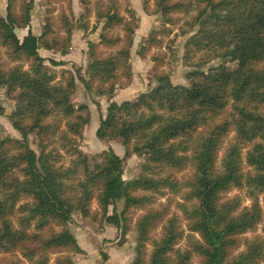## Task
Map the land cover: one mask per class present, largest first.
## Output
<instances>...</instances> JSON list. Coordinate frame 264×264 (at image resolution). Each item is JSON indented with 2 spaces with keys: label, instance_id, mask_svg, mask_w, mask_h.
Wrapping results in <instances>:
<instances>
[{
  "label": "trees",
  "instance_id": "16d2710c",
  "mask_svg": "<svg viewBox=\"0 0 264 264\" xmlns=\"http://www.w3.org/2000/svg\"><path fill=\"white\" fill-rule=\"evenodd\" d=\"M16 1L6 0V14L0 17V47L9 62L25 60L28 68L4 69L0 62V87L15 101L10 123L22 137V141L0 139V253H19L30 264H47L51 250L81 252L65 228L74 211L99 223L105 218L124 235L129 229V211L146 209L153 203V194L166 189L177 193L184 188V199L190 205L178 206L189 232L184 247L175 248L183 233L174 216L166 219L157 239L151 238L167 214L149 208L135 221L132 264H191L192 257H199L200 264H264L263 236L245 240L243 250L236 252L242 234L262 224L264 235V0H152V11L149 0H140L146 14H160L166 23L181 14L189 18L187 32L197 27L185 43L188 63L195 50H213L212 58H200L203 64L213 57L221 61L206 70L187 72V86L173 85L161 73L155 75L156 85L136 100L111 101L95 134L99 140L119 138L124 155L103 151L101 161L92 167L77 148L81 129L88 123L87 107L71 102V76L63 85L52 83L54 76L46 71L38 53L40 48L65 53L71 30L66 27L63 36L56 35L46 17L40 35L28 30L19 40L14 32L17 16L21 14L28 22L32 2L21 1L16 10ZM67 4L70 13V0ZM119 10L116 0L96 6L95 22L104 23L98 42L89 41L87 48L85 88L107 98L130 74L128 49L135 26ZM127 13L136 20L133 11ZM62 20L69 22L67 15ZM78 25L83 31L88 28L86 22ZM119 26L126 47L105 58L98 56V46H116L118 39L111 40L106 33ZM227 63L234 67L228 68ZM228 107L233 110L232 118L215 123ZM231 128L233 142L225 147L218 163ZM33 132L40 137L38 155L25 140ZM42 136L50 138L49 143ZM56 143L71 158L69 165L60 163ZM134 153L144 157L141 173L125 183L122 162ZM185 169L191 176L180 182L176 173ZM242 188L251 198L248 207H241L238 196L226 198L233 189ZM258 195H262V207ZM120 200L121 212L107 215L108 206ZM20 201L23 203L17 206ZM93 202L99 213L90 211ZM147 244L151 249L146 254ZM59 264L73 263L66 256Z\"/></svg>",
  "mask_w": 264,
  "mask_h": 264
},
{
  "label": "rangeland",
  "instance_id": "374dc122",
  "mask_svg": "<svg viewBox=\"0 0 264 264\" xmlns=\"http://www.w3.org/2000/svg\"><path fill=\"white\" fill-rule=\"evenodd\" d=\"M32 2L30 10V18L25 22L21 14L17 16V23L14 32L19 40L29 30L34 35H40L43 32V25L46 17H50L53 25L52 30L58 36L64 35V28L68 27L70 33V46L65 53L61 50L52 48L38 50L39 55L44 58L46 71L54 76L53 84L63 85L69 76L73 78L74 90L71 95L73 105H85L87 107L88 123L81 129V136L77 139V148L86 155L90 167L101 161V153L111 150L119 157L124 155V146H122L119 138H109L99 140L95 131L99 125L100 119L104 118L106 108L111 101L120 103L121 101H134L141 94L148 92L156 85L155 75L166 73L173 85H188L185 75L192 70H206L211 65L220 63V58H214L207 64L201 63L200 58H212L214 52L195 50L188 63L185 58V43L190 36L194 34L197 27L188 30L187 26L189 18L181 14L173 15L172 23H166L165 18L160 14H146L141 6L140 0H116L120 6L119 13L129 25H134V31L131 36L132 44L129 47V78L122 79L116 85V91L113 92L111 98L99 96L93 91H87L84 80L87 78L85 69L89 62L88 42H98V34L101 31L104 20L99 23L95 22L94 11L96 6L105 7L110 0H70L71 12H68L67 0H17L16 10L21 5L20 2ZM30 2V4H31ZM149 10L154 9L152 0H149ZM6 0H0V17L6 14ZM127 10L133 11L136 20H131ZM68 16L69 22L62 20V17ZM86 22L88 28L83 31L79 28V22ZM63 22V23H62ZM64 24V25H63ZM61 25L62 28H61ZM59 27L61 29H59ZM92 27L94 30L91 31ZM106 37L114 40L118 39L116 46H98L96 54L102 58L113 55L116 51L126 47L124 39L125 33L122 26L112 28L106 33ZM0 62L4 69L20 65L23 69L28 68L27 61H11L6 58L5 49L0 47ZM57 63V65L55 64ZM228 68H233L234 63H227ZM86 76V77H85ZM0 139L10 138L22 141L21 135L11 126L10 116L15 109V101L6 93L5 87H0ZM233 110L226 108L218 117L215 123H221L223 120L232 118ZM235 135L231 128L225 136L223 145L218 153V163L225 147L233 142ZM44 138V136H42ZM56 137V136H54ZM50 138H44V143H49ZM29 147L38 155L40 153V137L35 133H30L26 137ZM53 146V145H52ZM55 147L60 150L62 165H69L70 157L59 148L56 143ZM50 148V146H48ZM244 148L241 155L246 151ZM144 157L134 153L122 162V179L125 183H129L140 173V165L143 163ZM244 166V165H243ZM191 172L183 170L176 173V178L182 182L190 178ZM186 190L182 188L177 193L170 190H164L162 194H153V203L146 209L129 211V229L124 235H121L120 229L111 222L102 219L101 223L92 221L88 218L81 217L78 211L71 214V220L66 224L65 228L75 238L76 243L81 252L69 250H51L47 254V264H59L64 257L68 256L73 264H132L135 260L136 237L137 233L134 228L136 219L142 215L147 209H160L166 212L167 216L159 223L151 232V238L157 239L162 233V226L167 218L174 216L177 219L179 231L182 238L175 246L182 249L185 245V236L189 234L187 231V220L184 219L183 211L179 204L189 206V202L184 199ZM238 196L241 201V207H248L251 204V198L245 188L233 189L227 194L226 198ZM259 204L262 203V195H258ZM20 201L19 204H22ZM123 207V201H117L114 205H109L107 215L119 214ZM90 211L98 212L99 209L95 202L90 205ZM264 221V208H262ZM15 220V219H14ZM262 224L258 227L242 234L238 239V248L236 252L242 251L244 241L261 233ZM55 231H60L61 227H53ZM193 238L197 239V234L191 233ZM48 236V235H47ZM46 237V236H44ZM147 253L151 246L146 245ZM146 257V256H145ZM148 257V256H147ZM147 259V258H146ZM58 260V261H57ZM175 260V259H174ZM12 262L19 264H30V262L21 258L19 253L14 255L0 253V264H11ZM191 264H200L199 257H192Z\"/></svg>",
  "mask_w": 264,
  "mask_h": 264
},
{
  "label": "crops",
  "instance_id": "0c3cea01",
  "mask_svg": "<svg viewBox=\"0 0 264 264\" xmlns=\"http://www.w3.org/2000/svg\"><path fill=\"white\" fill-rule=\"evenodd\" d=\"M24 36V35H23Z\"/></svg>",
  "mask_w": 264,
  "mask_h": 264
}]
</instances>
